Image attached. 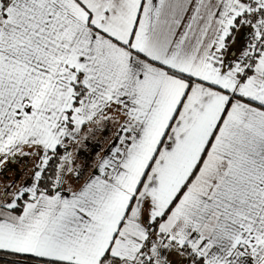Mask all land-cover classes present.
Masks as SVG:
<instances>
[{
  "label": "snow or ice",
  "instance_id": "snow-or-ice-1",
  "mask_svg": "<svg viewBox=\"0 0 264 264\" xmlns=\"http://www.w3.org/2000/svg\"><path fill=\"white\" fill-rule=\"evenodd\" d=\"M0 176L10 264H264V0H0Z\"/></svg>",
  "mask_w": 264,
  "mask_h": 264
},
{
  "label": "rangeland",
  "instance_id": "rangeland-1",
  "mask_svg": "<svg viewBox=\"0 0 264 264\" xmlns=\"http://www.w3.org/2000/svg\"><path fill=\"white\" fill-rule=\"evenodd\" d=\"M115 131L116 129L112 125H108L106 129L101 126L99 130L89 132L86 140L77 145H70L68 151L72 152L76 165L83 169V175L94 165L96 154L100 152V149L112 142ZM63 154L64 152L61 153V155ZM36 163L35 157L19 158L8 165V170L3 173V176L19 179L23 182L31 175ZM52 163L53 161H50V164ZM3 176H0V183L3 182Z\"/></svg>",
  "mask_w": 264,
  "mask_h": 264
},
{
  "label": "trees",
  "instance_id": "trees-1",
  "mask_svg": "<svg viewBox=\"0 0 264 264\" xmlns=\"http://www.w3.org/2000/svg\"><path fill=\"white\" fill-rule=\"evenodd\" d=\"M62 152H63V149L60 150V155H61ZM52 161H53V163L49 164V167L47 169L48 179L45 181L49 185H51L52 181L54 180L55 174H56V171H57V166L60 163L59 159L55 158V157L53 158ZM11 260H12V258L10 256H5V257H3L2 260H0V263H2V264H10Z\"/></svg>",
  "mask_w": 264,
  "mask_h": 264
},
{
  "label": "crops",
  "instance_id": "crops-1",
  "mask_svg": "<svg viewBox=\"0 0 264 264\" xmlns=\"http://www.w3.org/2000/svg\"><path fill=\"white\" fill-rule=\"evenodd\" d=\"M109 147V145H106V147H103L102 149H100V152H98L97 154H96V159H95V161H94V164H95V162H96V160L99 158V156H101V155H103L104 154V151L107 149ZM68 148H70V145L68 146ZM94 170V165H92L89 169H88V171L83 175V177L84 178H86L92 171ZM79 183H83V178L79 181ZM67 184H66V188H67ZM71 187H73V188H75V187H78V184L77 183H75V182H72L71 183ZM0 264H2V263H0Z\"/></svg>",
  "mask_w": 264,
  "mask_h": 264
}]
</instances>
